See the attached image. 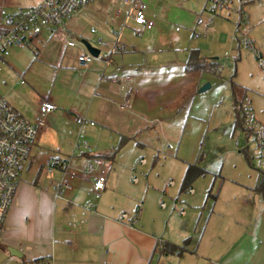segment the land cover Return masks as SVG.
<instances>
[{
	"label": "rangeland",
	"instance_id": "1",
	"mask_svg": "<svg viewBox=\"0 0 264 264\" xmlns=\"http://www.w3.org/2000/svg\"><path fill=\"white\" fill-rule=\"evenodd\" d=\"M37 1L5 3L11 11ZM122 1L95 0L66 19L51 36L42 32L35 45L24 49L30 59L25 67L11 57L7 58L9 66L0 62V96H23L28 101L52 93L62 99L73 96L82 74L74 70L72 84L66 86L59 72L54 73L62 54L69 51L67 41L75 43L72 51L82 48L83 41L99 49L92 59L99 61L108 57L116 42L136 47L138 52L124 59L141 63L145 75L143 99L130 105L140 113L137 129L141 131L136 140L141 145L131 139L119 146L113 142L118 164L115 175L123 182L120 187L133 195L124 199L126 194L116 193L115 198L122 200L123 196L129 203L131 217L137 207L141 209L138 227L142 229L179 241L178 231L185 228L191 237L190 248L197 246L202 256L196 257V264H264V244L260 243L264 201L255 190L264 173V143L259 146L253 136L246 139L234 127L231 104L233 92L252 109L253 127L258 124L264 129V71L258 64V57L264 60V0H167L157 8L141 0L153 11L150 34L135 30ZM191 50L215 62L218 72L186 70ZM118 59L113 58L117 64ZM21 80L25 83L20 84ZM126 93L133 94L129 89ZM138 114H131L130 120L113 114L110 124L125 129L136 123ZM188 163L207 171L192 182L193 194L188 188L180 189ZM132 175L137 185H132ZM41 176L52 181L58 173L49 175L43 166Z\"/></svg>",
	"mask_w": 264,
	"mask_h": 264
},
{
	"label": "crops",
	"instance_id": "2",
	"mask_svg": "<svg viewBox=\"0 0 264 264\" xmlns=\"http://www.w3.org/2000/svg\"><path fill=\"white\" fill-rule=\"evenodd\" d=\"M131 1H134L131 8L143 5L146 17L152 20L153 11L147 10L141 0ZM148 1L154 3L156 8L167 2ZM124 6L128 7L126 18L130 19L135 30H149L148 34L152 33L153 26L147 29L136 24L132 14H127L130 5ZM120 13V10L116 11L117 15ZM57 28L59 27L46 28L42 32L48 31L51 36ZM40 34L25 42L22 48L13 49L3 63L9 66L7 58L11 57L25 67L30 59L24 56V49L35 45L34 42L39 40ZM66 46L69 51L62 54L58 71L54 70V73L59 72V78L63 77L66 86L72 84L74 70L82 74L84 78L75 85L73 96L67 95L62 99L52 93L45 97L38 96L31 101L23 96H2L10 106L30 121L34 120L37 108L43 100L51 101L57 109L46 116L45 126L31 146L29 161L20 174L11 205L0 225V264H33V260L37 258H48L51 264H159L160 260H166L168 264H196V257L201 259L202 256L197 254V246L196 251L190 248L191 237L185 228H180L179 241H176L175 238L159 236V231L138 227L143 218L141 209L136 218L134 215L131 217L127 213L129 203L123 200V196L122 200L115 198L116 193L126 194L124 199L133 198V195L131 191L126 192L125 187H120L123 182H118L115 175L118 164L114 158L106 159L103 156L111 153L115 149L113 142L117 146L121 138L125 141L131 139L135 144L141 145L136 140V135L141 131L137 129V122L141 124L137 120L141 119L140 113L131 109L130 105H135V100L137 102L138 99H143L145 75L141 73V63L126 62L124 59V55L138 52L137 48L130 47L123 41L120 44L116 42L106 59L92 60L86 69H80L76 56L88 51L84 45L77 51L71 50L75 44L69 46L66 43ZM97 50L99 54L100 51ZM117 56L119 64L113 60ZM21 81L20 84L25 83ZM128 89L133 93L131 97L126 93ZM113 114L120 118L126 117V120H130L131 114L138 115L134 117L136 123H130L122 129L110 124ZM78 116L85 117L93 124L79 123ZM149 126L153 128L152 125ZM147 127L143 130H148ZM83 141L90 150L79 146ZM98 156L105 158L108 168L105 186L95 196L91 186L92 177L82 168ZM53 157L59 158L68 168L77 170L76 176L69 181L71 188L65 196L69 201L55 195L56 186L62 180L63 173L59 167L49 169V162ZM43 166H46L49 175L57 172V179L50 181L42 177ZM132 177L134 176H131L132 185H137V179L134 182ZM215 181L216 178L211 186H214ZM193 193L194 190L190 194ZM123 213L127 215V219L121 218ZM186 237H189V242L182 255L159 252L157 242L179 244ZM260 243L264 244V239H260ZM11 248L20 255L12 254Z\"/></svg>",
	"mask_w": 264,
	"mask_h": 264
},
{
	"label": "built area",
	"instance_id": "3",
	"mask_svg": "<svg viewBox=\"0 0 264 264\" xmlns=\"http://www.w3.org/2000/svg\"><path fill=\"white\" fill-rule=\"evenodd\" d=\"M92 1L94 0H38L33 6L17 7L10 11L6 7L5 0H0V62H4L13 49L22 48L25 42L39 35L44 29L61 27L66 19ZM133 2L131 0L123 1L124 5H130L127 14H132L136 24L147 29L151 28L153 21L146 17L143 5L139 4L131 8ZM208 24L209 22L206 25ZM66 43L69 46L75 44L73 41ZM92 59L93 56L88 52L76 56V62L80 69H86ZM258 64L264 71V60L261 57H258ZM56 109L57 106L54 103L43 100L37 108L34 120L30 121L0 96V224L5 220L20 174L29 161L31 146L36 141L40 130L45 126L46 116ZM77 121L93 124L83 116H78ZM253 137L259 145L263 144V127L257 126ZM79 146L90 150L85 141ZM143 163L144 159H140L139 164ZM55 167H59L63 173L62 180L56 186L55 195L58 198H66L67 191L71 188L69 181L76 176L77 170L68 168L59 158L53 157L49 162V169ZM107 168V161L103 157L92 158L82 168L92 177L91 186L95 196H98L105 186ZM132 181L135 182L136 178L132 177ZM171 182L169 181L168 184H172ZM187 191L192 193L193 189L188 188ZM66 199L69 201L68 198ZM121 218L127 219V215L123 213Z\"/></svg>",
	"mask_w": 264,
	"mask_h": 264
},
{
	"label": "trees",
	"instance_id": "4",
	"mask_svg": "<svg viewBox=\"0 0 264 264\" xmlns=\"http://www.w3.org/2000/svg\"><path fill=\"white\" fill-rule=\"evenodd\" d=\"M240 13H243V9L240 7L239 9ZM239 28V24H237L236 26V31ZM257 57V56H255ZM185 69L192 71V70H208L210 72H218V68L215 62L213 61H209L207 58L201 57L198 54L197 50H191L189 52L188 55V59H187V63L185 65ZM234 84V83H232ZM232 95V109H233V114H234V127L238 128L240 131L244 132L246 134V139L248 136H253V132L256 128V126L253 127L252 123H253V115H250L251 112V108H247L246 104L244 105V102L241 100H238L235 97V93H231ZM124 138H121L118 146L120 144H122L124 142ZM263 144L259 145L262 146ZM114 154V150L106 155H103L106 159H111L113 157ZM246 154V153H245ZM103 156H98V157H103ZM103 157V158H104ZM207 171L196 165L195 163H188L182 181H181V185H180V189L181 190H185L187 188H192L191 184L192 182L199 176H202L206 173ZM213 185V184H211ZM212 187V186H211ZM256 191H258V193H260L263 196L264 199V173H263V177L260 180V182L257 184ZM140 211V208L137 207V209H135V214H134V218H136L138 216V213ZM1 225V224H0ZM189 242V237L184 238L181 243L179 244H172L169 242H164V241H160L157 242L159 247V252L161 253H166V254H176L178 256L182 255L184 253V251L187 248ZM33 264H51V261L48 258H37L35 260H33Z\"/></svg>",
	"mask_w": 264,
	"mask_h": 264
},
{
	"label": "water",
	"instance_id": "5",
	"mask_svg": "<svg viewBox=\"0 0 264 264\" xmlns=\"http://www.w3.org/2000/svg\"><path fill=\"white\" fill-rule=\"evenodd\" d=\"M83 45H84V47H85V49L92 55V56H94V57H96L97 55H98V50L96 49V48H94V47H92L89 43H87L86 41H83ZM208 87V85H205V86H203L201 89H200V91H202V90H204L205 88H207ZM10 252L12 253V254H15V255H20V253L19 252H17L16 250H14V249H10Z\"/></svg>",
	"mask_w": 264,
	"mask_h": 264
}]
</instances>
